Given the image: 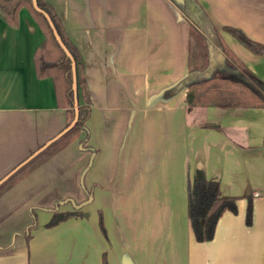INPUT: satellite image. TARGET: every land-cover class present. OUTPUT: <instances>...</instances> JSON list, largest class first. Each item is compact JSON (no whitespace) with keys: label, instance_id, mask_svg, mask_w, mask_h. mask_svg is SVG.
Here are the masks:
<instances>
[{"label":"crops","instance_id":"1","mask_svg":"<svg viewBox=\"0 0 264 264\" xmlns=\"http://www.w3.org/2000/svg\"><path fill=\"white\" fill-rule=\"evenodd\" d=\"M46 1L82 61L88 148L81 132L0 193V264H103L104 253L108 264H264V107L188 104L192 29L172 0ZM198 1L264 83V53L222 28L264 43V0ZM44 38L26 6L15 26L0 14V179L68 122L53 79L37 75ZM198 176L238 197L212 239H196L188 217ZM54 207L81 214L48 226Z\"/></svg>","mask_w":264,"mask_h":264},{"label":"trees","instance_id":"2","mask_svg":"<svg viewBox=\"0 0 264 264\" xmlns=\"http://www.w3.org/2000/svg\"><path fill=\"white\" fill-rule=\"evenodd\" d=\"M172 1L187 18L191 27L197 32L199 41L200 37L202 40L206 38L205 29L207 25H210L217 31V28L213 25L198 0ZM23 6H26L30 10L45 35L44 41L36 48L34 53L37 75L53 79L57 104L67 109L68 122L60 132L62 133L60 136L55 138L45 148L43 146L46 142L40 144L17 164L23 163L5 181L0 183V193L32 172L38 165L68 143L79 138L81 132L85 134L80 143L83 147L88 148L85 144L89 137L87 120L91 113V100L86 90L83 95H80L79 91V87L82 84L79 75L82 63L80 55L71 42L68 41L57 14L52 5L46 0H0V14L9 24L15 26L18 24L19 11ZM47 15L76 63L77 107L79 114L77 121L70 128L68 127L74 119L76 106L72 59L61 46ZM223 29L230 32L252 51L264 53V43L255 41L239 28L224 25ZM216 35L218 39L217 45L212 44L209 39L205 40L203 52L205 61L203 64L195 65L191 59L189 72L183 81L185 86L189 88L187 93L188 104L191 106L222 104L229 106L264 107V83L221 41L220 35L218 33ZM208 83L209 85H206V89L202 91L200 86ZM238 85L242 86V88L238 87ZM176 88L177 85L175 86ZM237 199V196H225L221 193L218 179H207L203 176H198L193 181H189L187 212L196 239H212L215 235L217 222L222 214L227 210L232 212L237 211ZM247 199L246 222L249 224L253 217V198L249 195ZM52 210L53 215L47 223L48 226L55 225L70 216L81 214L79 209L58 211L54 207ZM33 215L34 221L28 226L29 230L36 223L35 213ZM100 225L104 230L102 214H100ZM27 235L29 234L27 233ZM103 264H108L105 253L103 255Z\"/></svg>","mask_w":264,"mask_h":264},{"label":"rangeland","instance_id":"3","mask_svg":"<svg viewBox=\"0 0 264 264\" xmlns=\"http://www.w3.org/2000/svg\"><path fill=\"white\" fill-rule=\"evenodd\" d=\"M223 28V27H222ZM191 29H192V38H191V48H190V50H191V53H192V56H191V59H192V61H193V64H200L201 65V63L203 64L204 63V59H205V55L203 54V52H204V46H205V40H207V39H209V41L212 43V44H218V39H217V33L220 35V39H222L221 41L222 42H224L225 43V41L223 40V38H222V36H221V33H220V31H219V29H217V31H215L214 29H213V27H211L210 25H207L206 26V29H205V34L207 35L206 36V38H203V40L201 39V37H200V41H199V37H198V34H197V32L191 27ZM224 30V29H223ZM201 40H202V42H201ZM226 44V43H225ZM216 45H214V46H216ZM227 45V44H226ZM205 49H208V48H205ZM206 85H209V83L208 84H204V85H202V86H200L202 89V91H204L205 89H206ZM236 87H237V85H236ZM238 87H240V88H242V86H239L238 85ZM57 136V135H56ZM55 136V137H56ZM54 155V154H53ZM50 158V157H49ZM47 160V159H46ZM45 160V161H46ZM44 161V162H45ZM44 162H42V163H44ZM41 163V164H42ZM40 164V165H41ZM40 165H38V166H40ZM16 166V165H15ZM14 166V167H15ZM37 166V167H38ZM13 167V168H14ZM36 167V168H37ZM12 168V169H13ZM35 168V169H36ZM11 169V170H12ZM10 170V171H11ZM9 171V172H10ZM8 172V173H9ZM60 202H61V200L60 201H57V203L56 204H58V205H60ZM35 209V208H34ZM35 211V210H34Z\"/></svg>","mask_w":264,"mask_h":264},{"label":"water","instance_id":"4","mask_svg":"<svg viewBox=\"0 0 264 264\" xmlns=\"http://www.w3.org/2000/svg\"><path fill=\"white\" fill-rule=\"evenodd\" d=\"M49 21H50V24L52 25L53 29H54V32H55V35L56 37L58 38L61 46L65 49V51L68 53V55L71 57L72 59V70H73V88H74V94H75V116H74V119L71 123V125L68 127L70 128L71 126H73L75 124V122L77 121L78 119V107H77V104H78V97H77V94H78V87H77V72H76V63L73 59V57L71 56L70 52L68 51V49L66 48L65 44L63 43V41L61 40L60 36H59V33L57 32V30L54 28L53 26V23L51 21V19L49 18V16L47 15ZM62 133H59L56 137H53L52 139H50L49 141H47L43 148H45L48 144H50L55 138H57L58 136H60ZM28 160V159H27ZM23 163L17 165V167H15L14 169H12L9 173H7L2 179H0V183H2L3 181H5L11 174H13Z\"/></svg>","mask_w":264,"mask_h":264}]
</instances>
